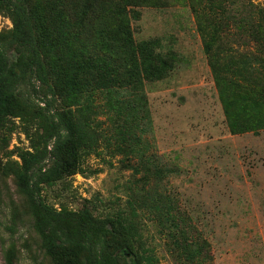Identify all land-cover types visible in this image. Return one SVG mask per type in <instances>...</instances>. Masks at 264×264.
Segmentation results:
<instances>
[{"label": "trees", "instance_id": "1", "mask_svg": "<svg viewBox=\"0 0 264 264\" xmlns=\"http://www.w3.org/2000/svg\"><path fill=\"white\" fill-rule=\"evenodd\" d=\"M187 2L228 133L259 135L264 7L251 0ZM170 5L0 0V16L11 25L0 29V226L9 236L4 264L24 258L31 264H160L142 240L145 219L165 237L175 264H213L202 219L165 186L176 167L147 155L143 141L152 127L147 86L168 80L180 57L160 37L137 39L135 24L142 9ZM14 136H24V143L11 150ZM103 144L131 170L126 207L116 197L105 203L104 214L94 210L93 199L68 208L59 201L68 180L85 174L84 162ZM55 187L62 192L48 196ZM21 228L27 230L17 239Z\"/></svg>", "mask_w": 264, "mask_h": 264}, {"label": "rangeland", "instance_id": "2", "mask_svg": "<svg viewBox=\"0 0 264 264\" xmlns=\"http://www.w3.org/2000/svg\"><path fill=\"white\" fill-rule=\"evenodd\" d=\"M170 1L161 10L142 9L135 24L137 39L160 37L180 57L168 80L147 86L152 120L151 130L143 136L147 155L176 167L177 175L169 177L165 186L179 197L181 206L202 219L213 264H264V131L257 136L228 133L191 7L187 0ZM251 1L264 7V0ZM8 27L10 22L0 16V29ZM95 101L102 106V95ZM97 120L108 125L104 116ZM23 143L24 136H14L9 149ZM104 147L86 159L83 176L68 180L59 199L68 208L74 210L84 199H93L94 210L104 214L105 203L116 197L120 208L126 207L131 170L122 165L121 156ZM56 189L60 190L55 187L47 195ZM7 219L3 211L1 221ZM142 224V240L151 245L160 264H175L164 246L165 237L156 236L154 223L145 219ZM26 230L21 228L16 238ZM8 239L0 226V264ZM20 264L31 263L24 258Z\"/></svg>", "mask_w": 264, "mask_h": 264}]
</instances>
